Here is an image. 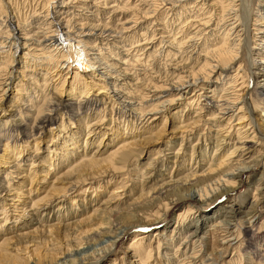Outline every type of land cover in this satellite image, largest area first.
<instances>
[{
	"label": "bare ground",
	"instance_id": "bare-ground-1",
	"mask_svg": "<svg viewBox=\"0 0 264 264\" xmlns=\"http://www.w3.org/2000/svg\"><path fill=\"white\" fill-rule=\"evenodd\" d=\"M4 1L0 0V100L17 73L20 80L17 78L12 90L11 104L17 102L24 86H38L42 97L80 99L76 101L79 108L88 105L93 119L85 115L76 126L59 117L53 128L57 140L52 136L47 150L49 159L46 156L36 166L33 162L29 167L12 165L10 169L18 171L14 178L19 182H12V171L4 174L2 181L16 186L5 187L7 194L0 202V232L10 228L7 223L12 227L25 222L26 228H35L19 233L18 238L30 243L26 237L55 228L63 232L74 229L64 233L68 237L80 227L87 232L96 226V232L121 206L122 211L138 215L124 228L116 229L114 236L108 234L107 241L112 244H105V248L89 251L69 244L57 253V260L43 254L32 264H222L229 250L234 252L233 257L237 254L240 264L243 257L249 264L254 256L264 260V79L260 80L262 85L249 91L242 66L247 46L251 57L256 53L262 56L259 62L249 58L250 65L260 71L264 68V0H45L38 8L27 7L24 16L19 15L15 3ZM151 61L155 66L149 69ZM33 67H45L41 78L30 75L29 82L22 83L25 72ZM229 69H234L230 76ZM222 71L226 74L221 80L230 77L223 85L217 83ZM162 74L167 79L159 81ZM258 75L264 77V73ZM49 79L52 82L47 84ZM138 83L145 89L138 101H133L130 91L136 90ZM35 101L31 106H35L37 130L44 127V122H55L49 120L55 103L43 109ZM20 104L17 106L21 108ZM116 107L118 115L124 110L138 121L134 124L135 119L130 120L126 127L129 133L125 129L120 133L112 125L120 117L104 120L105 110L110 108L107 113H113ZM165 114L172 122L170 139L154 148L145 147L158 139ZM121 123L125 125L126 121ZM13 127L19 126L13 123ZM199 127L208 131L199 133ZM65 129L64 136L57 134ZM36 144L30 147L32 153L37 150ZM23 148L22 144H5L1 164L18 159ZM143 150L149 154L144 160L147 166L144 174H137ZM103 153L106 156L102 157ZM98 161L106 162L119 174L128 172L131 166L137 181L107 174L105 184L113 180L114 188L98 191L96 199L92 193L100 184L92 182L91 175L80 176L79 172ZM260 165V177L248 193L246 190L227 203L218 202L237 191L245 172ZM57 183L64 186L57 189ZM39 184L40 188L34 190L32 185ZM183 188L191 189L189 195L181 194ZM75 189L81 195L67 201L68 192ZM175 192L180 196L175 198L171 194ZM165 194L168 199L158 200ZM191 199L195 205H188ZM6 200L12 202L7 214L3 205ZM64 202L68 204L65 208ZM178 202L187 205L168 233L170 226L164 220ZM86 209L88 214L84 213ZM152 227L156 229L149 237L147 231ZM131 228L143 231L131 239L132 246H142L109 258L115 239ZM241 250L246 256L239 254ZM8 255L11 264H27L18 251ZM234 261L230 258L227 264Z\"/></svg>",
	"mask_w": 264,
	"mask_h": 264
},
{
	"label": "rangeland",
	"instance_id": "rangeland-1",
	"mask_svg": "<svg viewBox=\"0 0 264 264\" xmlns=\"http://www.w3.org/2000/svg\"><path fill=\"white\" fill-rule=\"evenodd\" d=\"M5 1H7V0H5ZM11 1L16 4L15 5V8L17 7L18 11L20 10L19 11L20 12L19 15H21V16H24L27 13V11H26V8L27 7H28V9H30L32 6H34V7L36 6L38 8L39 5H41V4L43 5L44 2H45V0H11ZM246 1L248 2L249 0H246ZM48 2H49V0H48ZM254 10L256 11V9H254ZM74 13H77L78 14L79 11L74 12ZM103 17L106 19L107 16L105 15ZM245 18H246V16H245ZM245 53H246V56L247 57L244 56L245 59H243L242 66H243V69H245V71H244L245 72L244 73L245 74V79H246V82H248V84H247L248 87L247 88H249V91H250V89L255 88L256 85H258V84L262 85L263 82H261L260 80H263L264 77L261 76V75H258V72L260 74L261 73H264V68H263L262 71H260L261 70L260 68H257V67H254V66H251L250 65L251 64L250 62H252V61H255V62H259L260 61V58L262 57L260 54H257L256 52L253 51V54L256 53V55L255 56L253 55L251 57L250 53H248L247 46L245 47ZM261 53H262V55L264 54V48L261 50ZM160 64H163V61ZM149 66L150 67H148V68L149 69H152L155 66L154 62L153 61L149 62ZM43 68H45V67H42V68L41 67H35V68L33 67L32 68L33 69L32 71H31V69H29L28 71H26L25 74H26L27 77L24 78V80L22 81V83H25L27 80L29 82V78H31L30 75H32V77L35 76V78L37 80H38L39 77L41 78V73H43ZM138 68L139 67L136 68V70H135L136 72H138L137 71V70H139ZM229 70H228L229 72H227V75L230 76V74H233L232 72H234V69H229ZM131 71H134V70H131ZM148 73L149 74H152L153 72L151 70H149ZM220 73H222V75L220 77V80L217 81V83L220 82L223 85L225 83V81L230 80V77L228 76V77H225L223 80H221L222 77H224V75L226 73H225V71H222ZM14 76L15 77L13 79L16 78V80L19 77V76H17V73L14 74ZM152 77L154 78L155 77V74ZM46 78H48V77H46ZM55 79H56V77L53 80H55ZM158 79H160L159 81H164L167 78L164 76V74H162V75H159ZM214 79H215V77H213L211 79V81L214 82ZM16 80H10L9 81V84L11 83V85H7L5 87V89H6L5 92L6 93L3 96V98L0 100V157H3V155H4L3 154V149H4V145L5 144H7L8 146H13L14 144L15 145H18L19 144V146H20L22 144V146L25 147V148H23L24 151L22 152V154L20 155V157L18 159L14 160V161H13V159H9L5 165H2L1 164V158H0V184H3L4 185V187L2 185L3 188L0 185V187H1L0 188V202L3 201V199L5 198V196L7 194V188L5 190V187L8 184L5 183V181H2L4 174H6L8 171H12L13 172V176H12L13 178H11L12 179V182H19L16 178H14L16 176V173L18 171H15L14 168H11L10 169V167L12 165H13V167H15V165H17V164L18 165L19 164L20 165L24 164V166L26 165V166L29 167V164L33 162L34 166H36V165L41 164L42 163L41 161L46 156H47L46 158L49 159V157H48L49 154H48L47 150L48 149L50 150V148H51L50 147L51 144H52V140H50L51 137L53 136V140H57L56 134L53 133V132H55V129H53V128L57 127V123H58L57 120H58L59 117H61L65 123L67 122V120L71 121V123L74 122L76 124V126H77V123L79 122V119L81 117H84L85 115H86V117L88 116V119H90V118L93 119L92 118V111L93 110L91 111V108H89L88 105L85 108H81V107L79 108V105H78L77 102H79L80 99L69 100V98L66 95L65 96L64 95H56V96H54V97H56V99H53L50 96H46V95H45V97H42L43 95L40 94L39 93L40 91H38V89H37L38 86H37V88H33L30 85H29V88L27 86H26V88H24L25 87L24 86L23 87V90L24 91L22 92L21 95H19L20 97L18 96L19 99H17L18 97L16 98L17 100L15 99V101H17V102L11 104V100L10 99H11V97L13 95V94H11L12 93V90L15 88V86H16L15 84L18 83V80H20V78H18L17 81ZM68 80L70 81V79H68ZM50 81L51 80L49 79L47 81L48 82L47 84H49ZM30 83L32 84V81H30ZM40 84H41V82H40ZM139 85H141V84L140 83L136 84V86H137L136 90L138 89L139 91H136V90L130 91V93L133 95V98H134L133 101H135V100L138 101V99L141 97V95L144 92V89L145 88L143 89L142 86L140 88ZM132 89H134V87ZM219 89H220V87L218 88V90ZM34 91H37V92L35 93ZM48 92L49 91H47L45 94H47ZM25 93L27 95L29 94L30 96L28 98H26L27 95ZM37 94H38V96L36 97ZM1 95H2V93H0V97H2ZM91 98L93 99V97H90L89 100H91ZM34 101L38 104V106H40L41 108L44 107L45 109L48 106L46 104H49L50 102L51 103H55L53 105L54 106V108H53L54 110H53V112L50 113V116H49V120H50V118H53V119H55V122H53V123L51 121H50V123H45L44 122L43 123L44 124V127L42 129L39 128L37 130L36 129L34 130L35 125H37V122L34 123V121H33V119L36 116V114L34 112L35 111V106L34 107L31 106L32 103H34ZM19 102L21 103L20 105H22L21 108L17 106V105H19ZM95 104H96V106L99 105L98 102H96ZM260 106H262V105H259L258 110L260 109ZM55 109H57V110H55ZM109 109H107V110H109ZM107 110H105V114H103L104 117H105L104 120H107L109 117H111L112 119H115L117 117H120L118 120H116V122H114L115 124H112V125L114 127H116V128L118 127L117 131L120 132V133H122L121 130H124V129H125L124 132L129 133L127 129L129 127V122H130V120L133 117H130V116L128 117L127 116L128 112H125L124 110H120V114L118 115V112H119L118 107H116V109L115 108L113 109V113L112 112L111 113H107L108 112ZM17 111H19V113ZM63 112H64L65 115L63 114ZM90 113H91V115H90ZM114 113H116V114H114ZM19 114H21V115H19ZM11 116L12 117L14 116V117L12 118ZM169 116H170L169 114L167 116H166V114H165V116H163L165 118L163 120V123L164 124H161V126L158 129V132H157L158 133V136L156 137L158 139L156 141H154L155 140L154 139L153 140L154 142H152L151 144L145 145V147L154 148V147L159 146V144H160L161 141H165L167 139H170L171 136L169 135V131H170L169 128L171 127L170 124L172 122H171V120H170L171 118ZM133 119H135V118H133ZM6 120H7V122H6L7 124L4 123V121H6ZM86 121H87V118L85 119V122ZM120 121H122V122L123 121H126L125 125H123L122 123L119 124ZM13 123H17V125L19 127L18 128L13 127ZM134 124H138V121H136V119L134 120ZM126 127H127V129H126ZM133 127H135V125ZM200 128L201 127H199L196 130L199 133H202V131L204 133H206V131H208V130H206L207 129L206 127H203L201 129ZM66 131H67V129H65L63 133H60L59 130H58V133L57 134H60V135H63L64 136L65 133H66ZM42 132H44V134ZM24 141H25V143H24ZM82 141L83 140H81V142ZM171 141H172V139H171ZM35 142L37 143L36 144L37 145V150H36V152H33L32 153L30 147L33 144H35ZM194 143H195V141L191 142V144H194ZM17 148H18V146H17ZM174 148L177 149V146H175ZM145 151L146 150H143V153L140 155V158H139L140 160L139 161H142V164H140L141 166H139V168L137 166V170H136L138 172L137 174H144L145 167L147 166V164H146L147 163V160L146 161H144V160L146 159V157L149 154L148 153H144ZM29 152H31L32 154H29ZM105 154L106 153H103L101 156L104 157V156H106ZM172 161H174V160L171 159L170 162H172ZM90 165L91 166H89V167H83L82 170L79 172V175L82 176L83 174H89V175L92 176L91 177L93 179L92 182H95V184L97 183L96 185L100 184L99 189L96 192H93L92 193V196L94 195V197L96 199L98 198L97 197L98 196V191L101 192L102 190L106 191V190H111L112 188H114V183L115 182L113 180H112L111 183H109V185L105 184L106 178H104V177L107 174L110 177L114 175L113 178H115V176L122 175L121 177H119V180H122V179L126 180L127 178H129V179L133 180L132 182H136L137 181V180H135V174L136 173L134 174V172H132L133 171V168L131 166H129V168L127 169L128 172H126L125 170H123V171H125V172H123L124 174L123 173H120L119 174L116 170L112 171L111 169H109L108 166L106 165V162H99L98 161V163H96L94 165H92V164H90ZM261 168H262V165H260L259 167L253 169L252 172H247V173L245 172L243 174V176H242L243 178L241 179L240 185L237 186L238 187L237 188V191H235L234 193L229 194V195H227L225 197H222L221 199H219L218 202L219 203H222V202H226L228 200L230 201L234 197H237L239 195H242L244 193V191H246V190H248L247 191V193H248L249 192V189H251V187L254 184V182L257 179H259V177H260L259 176V172L261 171ZM104 170L107 173L106 174H103L101 176L99 173L102 172V171H104ZM14 172H16V173L14 174ZM115 172H116V174H115ZM186 172L187 171H183V173H186ZM130 175H132V176H130ZM24 184H26V183H24ZM127 184H130V183H127ZM15 186L16 185L15 184H12L11 182L8 185L9 188H15ZM40 186H41L40 184L37 185V187L35 185L34 186L32 185V187H33L34 190L40 188ZM55 186L58 187L57 189H61L64 185H61L60 183H57ZM27 188H30V185H28ZM88 188L89 187H87V189ZM25 189H24V191H25ZM76 190L77 189L68 192V194H67L68 196H66L67 201H70L71 198H75L74 196L76 194L77 195H81ZM86 191L83 193L84 194L83 197H86L87 194L90 193V191H92V188L90 190H88L87 192ZM190 191H191V189H189V188H188V191H187L186 188H183V190L181 191V194L187 195ZM252 193L253 192L250 191L249 196H251ZM171 194H173L175 196V198L177 196H180V194L177 193V192L171 193ZM263 196H264V193H263ZM52 197H53V195L52 196L50 195L48 197L49 200L53 199ZM21 198H19L20 201H22ZM162 198L163 199H168L169 197H168V195L165 194V195L160 196L158 200H160ZM78 200H80V199H78ZM76 202H77V199H76ZM185 202H181V203L178 202V203H176V205H174L173 207L170 208V211L168 212V214L166 216V219L164 220L165 223H167V225L170 226L168 233H170V230L174 226V223L176 221V217H177L178 213L183 212L185 210V206L187 205V204H185ZM65 203L66 202H64L63 208H65V206L68 205V204H65ZM11 204H12V202H10L9 200L8 201L6 200V202L3 204V205H5L4 208H5L6 211H7L8 208H10L9 205H11ZM18 204H19V202H16L14 205L15 206H18ZM72 204H75V201L72 202ZM192 204L195 205L196 203L194 202V200L191 199L188 202V205H192ZM245 206H247V204H245ZM122 207L123 206L119 207L118 208V211L117 210L114 211L115 214L113 216H111V217H109V218L106 219L107 220V223L105 221V224H102V225H100V227H98L99 230L97 229V231H96L97 234L95 232L96 226L93 227V230H88L87 232H82V231L85 230L82 227H80L82 230L80 228L79 229H75V234L73 233L74 235H71V236L69 235V237H68V235H64V233L69 234L70 232L74 231V229L69 228V230L63 232L61 229H56L55 228V229H53L50 232H48V230H46L45 232H38V233H36L34 235H31V237H26V238H29V241L31 240V242L30 243L29 242L28 243L27 242L26 243H24V242L22 243V241H23L22 239L24 237L23 238H18V234L21 233V232H23V231H26V232L31 231V230H33L35 228V226H32L31 228H26L27 225H25V222H23V224L21 222H19L18 224H16V225H14V226L11 227V223H7V226H10V228H8L7 231L0 232V250H1V248L2 249L3 248H6L7 249L6 251H3L2 252V250H1V252H0V264H11L12 261L10 259V255H8V254L9 253H12L13 254V253H15L17 251H18V254H20V257L21 258H25V261L27 262V264H32V263H36V261H39L38 260L39 257L41 255H43V254L44 255L45 254L52 255L53 258H55V260H57L58 257H60L59 255H57V253L59 251L62 252L66 247L69 246V244H70V246L71 245H74V244H76V245L78 244V245H80L79 248H85V247H87L89 249V251H93V250L95 251V250H99L100 248H105V246H106L105 244H112L109 241H107L108 240V236H114L115 235L114 234L115 231H117L116 229H118L119 227L120 228H124L128 223H130V222L133 221V218H135V217L138 216L133 211H130V212L127 211V210H126L127 212L126 211H122ZM87 210L88 209L84 210V213L85 214H88L86 212ZM14 212L15 213H13V214H18L19 216H22V214L19 211H14ZM7 213H8V211L6 212V214ZM138 214H139V211H138ZM0 218H1V215H0ZM24 219H27V218H24ZM30 219L31 218H29L27 220H30ZM190 219H191V217H190ZM66 220H69V218L67 217ZM183 221L184 222L188 221V218H186V220H183ZM192 222H195V219H192ZM2 223L3 222H1V224ZM97 224H98V222H97ZM7 226H5V228H7ZM110 229H112V230H110ZM155 229H156V227L150 228L147 231V234H148L147 236L150 237V235H152L155 232ZM140 231H141V229L138 230V229H135V228H131L130 230L126 231L124 234L123 233H120L119 234V237H117L115 239V243L112 246V250L110 252V257L109 258L112 257L111 259H114V257L116 255L117 256H121V253H123L126 249H131V247H134V246L140 247V246H142V245H139V246L134 245V246H132V243H131L132 237L135 234L140 233ZM111 232H113V233H111ZM141 232H143V231H141ZM108 234H110V235H108ZM165 236H166V234H164L162 238L164 239ZM146 240H147V238H146ZM1 244L4 245V246L2 247ZM254 244H256V243L254 242ZM259 245H260V243H259ZM8 246H11V247L9 248ZM92 246H94V247L96 246V247L94 248ZM11 248H15L17 251H13ZM162 248H164V246ZM29 250H32V252L31 251L28 252ZM239 252H240L239 253L240 255H245L246 256V254H244L245 251L241 250ZM21 253H22V255H21ZM233 253L234 252L232 250H229L227 252V255L224 258L222 264H224L225 262L227 264V262H228V260L230 258H232V260H235L233 264H236V263L237 264H240V261L237 258L238 257L237 254L233 257V255H234ZM27 256H28V258H27ZM243 259H244V261H241V264H244V263L245 264H249L248 263L249 261L246 260V257H243ZM260 259H261L260 257L254 256V258H252V263L251 264H263L264 260H262V259L260 260ZM259 261H261V263Z\"/></svg>",
	"mask_w": 264,
	"mask_h": 264
}]
</instances>
